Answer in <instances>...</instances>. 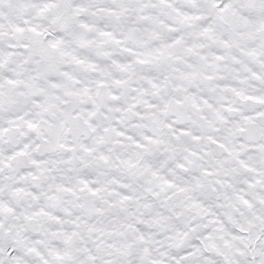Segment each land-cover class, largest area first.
<instances>
[{
  "label": "snow or ice",
  "instance_id": "1",
  "mask_svg": "<svg viewBox=\"0 0 264 264\" xmlns=\"http://www.w3.org/2000/svg\"><path fill=\"white\" fill-rule=\"evenodd\" d=\"M0 264H264V0H0Z\"/></svg>",
  "mask_w": 264,
  "mask_h": 264
}]
</instances>
